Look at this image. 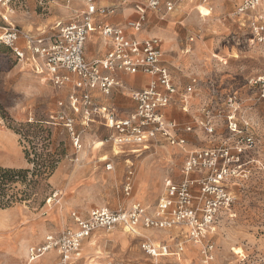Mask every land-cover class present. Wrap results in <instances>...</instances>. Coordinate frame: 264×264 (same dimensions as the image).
I'll return each instance as SVG.
<instances>
[{
  "label": "rangeland",
  "instance_id": "1",
  "mask_svg": "<svg viewBox=\"0 0 264 264\" xmlns=\"http://www.w3.org/2000/svg\"><path fill=\"white\" fill-rule=\"evenodd\" d=\"M147 1L94 0L100 7L117 8L115 18L126 14L131 31L130 23L138 19L137 6ZM171 1L178 4L173 14L148 11L141 32L161 39L164 49L172 43L167 55L181 63L167 66L180 92L194 77L198 79L190 113L178 102L168 108L182 126L193 128L183 133L186 150L221 146L234 153L237 148L243 150L227 162L231 169L227 191L234 202L229 210H220L215 232L204 237L214 245L211 264H264V46L253 42L248 30L232 17L237 0ZM200 5L207 7L201 9L203 14L198 11ZM11 7L9 21L30 30L66 22L84 9L76 0H14ZM88 45L99 53L106 43L88 39ZM124 93L120 90L112 98L122 110L129 109L117 103L127 96ZM67 97L68 89H57L32 68L22 69L10 50L0 45V168L33 170L27 152L38 164L58 161L52 176L38 185L31 183L32 173L26 183L3 185L5 201L12 202L0 207V264H55L57 257L50 254L31 263L28 250L53 233L76 228L73 214L87 219L93 210H119L135 203L155 208L164 193V181L170 178L178 183L184 178L187 153L183 149L159 144L141 154L131 148L115 151L112 130L99 123L83 128L81 118L68 109L81 135L82 148H74L58 119L59 103ZM204 106L216 127L212 137L198 124L205 119ZM233 123L240 133L232 131ZM248 136L253 137L249 145ZM131 166L134 190L126 196L124 181ZM26 192L32 195L30 200L23 198ZM178 232L142 228L135 236L122 229L97 231L84 243V259L77 264H204L199 245L177 251ZM145 241L167 244L171 251L155 259L143 251Z\"/></svg>",
  "mask_w": 264,
  "mask_h": 264
},
{
  "label": "built area",
  "instance_id": "2",
  "mask_svg": "<svg viewBox=\"0 0 264 264\" xmlns=\"http://www.w3.org/2000/svg\"><path fill=\"white\" fill-rule=\"evenodd\" d=\"M76 1L81 2L84 9L76 11L78 13L71 20L59 22L48 31L34 33L9 22L8 13L14 0H0V7L5 9L2 20L6 24L0 27V45L10 50L22 67L32 68L57 89H69L66 102L59 103L58 119L63 122L74 148H82L81 135L76 120L67 113L68 109L81 118L83 128L89 123H99L112 130L113 146L121 150H149L159 144L183 149L187 153L184 178L178 183L170 178L164 181V193L155 208L135 203L119 210L96 209L87 219L73 214L77 228L47 236L42 244L28 250V260L33 263L56 252L60 257L57 264H74L83 258L84 243L97 231L122 229L138 235L139 229L147 228L180 230L184 240L180 241L181 236L175 239L177 251H183L188 243L199 245L203 263L211 264L215 259L214 245L204 237L215 232L220 210H229L234 202L227 191V179L231 173L227 162L243 150L237 148L234 153L232 148L221 146L187 151L183 133L192 132L193 128L168 119L165 110L178 102L181 109L188 112L198 79L194 77L191 84L180 92L171 70L162 62L161 39H132L126 28L101 21L103 17L114 15L117 8L100 7L94 0ZM200 1L209 3V0ZM238 1L232 17L241 28L248 30L253 42L264 46V0ZM147 3L137 6L138 19L130 23L133 31H142L148 11L170 14L178 5L171 0H148ZM96 32L110 43L111 48L103 59L90 60L85 54L86 46ZM121 72L130 75L143 73L154 78L148 87L133 92L136 106L125 117L105 105L100 106L95 97V93L111 96L115 89L122 88L117 76ZM202 110L205 119L198 124L207 136L212 137L216 127L207 107ZM230 127L234 133H240L236 123ZM252 140L251 136L245 139L248 145ZM109 169L112 166L109 165ZM133 175L131 166L124 181L126 196L134 190ZM142 249L155 259L168 256L171 251L167 244L157 245L151 241H145Z\"/></svg>",
  "mask_w": 264,
  "mask_h": 264
},
{
  "label": "crops",
  "instance_id": "3",
  "mask_svg": "<svg viewBox=\"0 0 264 264\" xmlns=\"http://www.w3.org/2000/svg\"><path fill=\"white\" fill-rule=\"evenodd\" d=\"M190 2H193L194 3V1H192V0H189ZM238 0H237V4H236V7H237V5H238ZM80 4L81 5H83L81 2H80ZM236 7H235V9H236ZM1 8V7H0ZM83 8H84V5H83ZM177 8V7H176ZM202 8H207V7H205L204 5H200L199 6V8H198V11H199V13H201V14H203L202 13V11H201V9ZM2 9H4V8H2ZM235 9H234V11H235ZM176 10V9H175ZM174 10V11H175ZM173 11V12H174ZM233 11V12H234ZM173 12L172 13H170V14H173ZM117 13H118V11L114 14V15H111V16H107V17H103L102 19H101V21H103V22H106L107 24H109V25H111V26H122V27H124V28H126V30H127V34H128V36L130 37V38H132V39H135V40H138V39H146V38H148V34L146 33V32H141V31H139V32H141L139 35H137V33L135 32V31H131L130 29H128L127 27H126V22H125V18H127V15L126 14H124V15H121L119 18H115V16L117 15ZM5 14V9H4V11H1L0 10V27L1 26H5L6 24L3 22V20H2V15H4ZM233 14V13H232ZM137 16H138V12H137ZM8 18H9V14H8ZM73 18V16L70 18V20ZM69 21V20H68ZM10 22V21H9ZM59 22H62V21H57L56 23H54V25L52 26V27H48V28H40V27H36V28H32L31 30L30 29H27V27H23V29L24 30H26L27 32H34V33H37L38 31H48V30H50L51 28H54L55 27V25L57 24V23H59ZM67 22V21H66ZM66 22H62V23H66ZM116 22H118V23H116ZM11 23V22H10ZM12 24V23H11ZM90 40H94L95 42L96 41H99V40H103L105 43H106V46H104L103 47V49L101 50V51H99V53H98V51L97 50H95V48H94V45H88V43H87V46H86V52H85V54H86V57L88 58V59H90V60H95V59H103V56H105V54L110 50V48H111V45H110V43L108 42V41H106V40H104L97 32L96 33H94L90 38H89ZM163 39H165V41H167L169 38H163ZM169 40H171V39H169ZM89 46H90V52H88V54H87V51H88V48H89ZM164 44H162V46H161V51H162V62H163V64L164 65H166L167 66V64L169 63H171L172 65H179L180 63H181V59H179L178 57H175V58H173L172 56H170V55H167L168 54V52H170V50L173 48V46H172V43L171 44H169L165 49H164ZM106 48H107V51H106ZM104 51H106V53L104 54ZM186 52L187 53H189L190 52V50H186ZM22 69H24V67H22ZM117 76H118V79H119V81L121 82V85L123 86L122 88H117V89H115L113 92H112V95L111 96H103L102 94H99V93H95L96 95H95V97H96V99H97V103L100 105V106H107L108 108H111L114 112H117V114H119L121 117L123 116V117H125V116H127V115H129L130 113H132L133 112V110L135 109V106H136V104H135V102H134V100H133V98L131 99L130 97H127V96H132V94H133V92H138V91H140V90H142V89H144V88H146V87H148L150 84H151V82L153 81V77L152 76H150V75H146V74H143V73H139V74H137V75H130V74H127V73H123V72H121V73H118L117 74ZM120 90H126V92L127 93H124V94H126L127 96L126 97H122L121 99H118L117 100V103H119L120 104V106H121V108L122 107H127V108H129V109H125V110H122V109H120V108H118L116 105H115V103L114 102H112V98H114L116 95H118L117 93H119V91ZM68 92H69V89H68ZM120 95V94H119ZM68 98V97H67ZM191 101H192V99H191ZM190 101V102H191ZM204 107H206V106H204ZM203 107V108H204ZM131 108V109H130ZM170 108V107H169ZM202 108V109H203ZM188 112H185L184 110V112L185 113H190V103H189V107H188ZM165 112H166V116H167V118L168 119H170V120H172V121H177L178 123H180L177 119H175V118H173L170 114H169V111H168V108L165 110ZM202 112H203V110H202ZM94 124H96V123H94ZM98 124V123H97ZM135 151H137V150H135ZM144 151H146V150H141V151H137V154H141L142 152H144ZM146 187V186H145ZM77 228V227H76ZM76 228H74V229H76ZM126 231V230H125ZM127 232V231H126ZM128 233V232H127ZM128 234H130V233H128ZM210 234H213V233H210ZM130 235H132V234H130ZM178 235L179 236H181L180 235V230H179V232H178ZM136 236V235H135ZM179 236H177V237H179ZM184 240V237L183 236H181V238H180V240ZM188 245H192V244H190V243H188V244H186L185 246H184V251L183 252H186L187 251V246ZM191 252V254L194 256L195 255V249L194 248H192L191 247V250H190ZM48 254H50V255H54L55 257H57V259H56V263L55 264H57L59 261H60V257H58V255L56 254V252H51V253H48ZM48 254H46V255H48ZM82 254H83V250H82ZM49 257V256H48ZM50 258V257H49ZM48 258V259H49ZM48 259H46V260H48ZM84 259V256H83V258L81 259V260H83ZM188 259H189V256H188ZM80 260V261H81ZM78 263H79V261H78ZM74 264H77V262L76 263H74Z\"/></svg>",
  "mask_w": 264,
  "mask_h": 264
},
{
  "label": "trees",
  "instance_id": "4",
  "mask_svg": "<svg viewBox=\"0 0 264 264\" xmlns=\"http://www.w3.org/2000/svg\"><path fill=\"white\" fill-rule=\"evenodd\" d=\"M27 158L29 159L30 164L33 165V170H11L0 168V207L7 208L11 205V200L5 201V194L3 192V185L7 184H16V182L20 181L22 183H26L28 180V175L32 173L33 178H35L34 183L36 185L40 184L41 181L46 180L52 176L54 171L56 170V166L58 161L52 162H43L41 164L36 163L35 161H31L30 155L27 152ZM31 185V184H28ZM32 197L29 193H24L23 198L30 200Z\"/></svg>",
  "mask_w": 264,
  "mask_h": 264
},
{
  "label": "bare ground",
  "instance_id": "5",
  "mask_svg": "<svg viewBox=\"0 0 264 264\" xmlns=\"http://www.w3.org/2000/svg\"><path fill=\"white\" fill-rule=\"evenodd\" d=\"M136 32V31H135ZM139 32V31H138ZM137 32V33H138ZM100 145H103L102 143H100ZM114 148H115V151H117V147L116 146H114ZM150 150V149H149ZM107 158H108V156H107ZM106 159V157L105 158H103L102 160H105ZM107 160V159H106ZM148 237V236H147Z\"/></svg>",
  "mask_w": 264,
  "mask_h": 264
}]
</instances>
